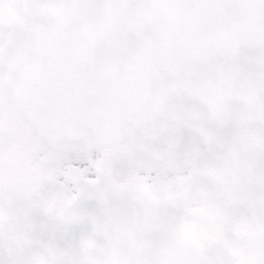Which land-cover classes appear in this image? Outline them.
<instances>
[{"label":"snow or ice","instance_id":"1","mask_svg":"<svg viewBox=\"0 0 264 264\" xmlns=\"http://www.w3.org/2000/svg\"><path fill=\"white\" fill-rule=\"evenodd\" d=\"M0 264H264V0H0Z\"/></svg>","mask_w":264,"mask_h":264}]
</instances>
